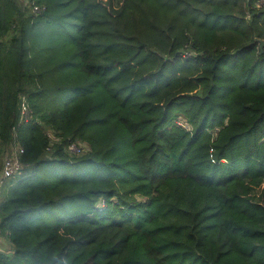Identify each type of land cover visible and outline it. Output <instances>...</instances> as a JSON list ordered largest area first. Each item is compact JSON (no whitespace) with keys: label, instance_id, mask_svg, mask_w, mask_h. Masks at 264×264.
Wrapping results in <instances>:
<instances>
[{"label":"trees","instance_id":"obj_1","mask_svg":"<svg viewBox=\"0 0 264 264\" xmlns=\"http://www.w3.org/2000/svg\"><path fill=\"white\" fill-rule=\"evenodd\" d=\"M260 1L0 0V264H264Z\"/></svg>","mask_w":264,"mask_h":264},{"label":"built area","instance_id":"obj_2","mask_svg":"<svg viewBox=\"0 0 264 264\" xmlns=\"http://www.w3.org/2000/svg\"><path fill=\"white\" fill-rule=\"evenodd\" d=\"M36 10H40L39 7H35ZM31 115V111L29 109L28 104L24 101L22 105V111H21V117H20V123L22 121H28ZM72 150H78L76 146L71 147ZM24 152V149L21 145V143L18 140V134L17 130H14V139L13 144L10 148V154L6 156L4 159L3 168L0 172V188L3 186V184L9 180L17 177L19 174L23 172L24 169V163L21 161V155ZM3 239L2 230L0 228V242Z\"/></svg>","mask_w":264,"mask_h":264},{"label":"rangeland","instance_id":"obj_3","mask_svg":"<svg viewBox=\"0 0 264 264\" xmlns=\"http://www.w3.org/2000/svg\"><path fill=\"white\" fill-rule=\"evenodd\" d=\"M21 1H22V2L24 1V2L26 3L27 0H21ZM263 1H264V0L260 1V6L263 4ZM5 158H6V157H5ZM23 174H24V173H23ZM31 174H32V173H27L25 176H30ZM20 175H22V173L19 174L14 180H13V179H9V180H7V181L3 184V186L0 188V202L4 199L5 194H6V190L8 189V187H10V186L13 184V182L16 181L19 177H21ZM22 176H23V175H22ZM0 246H1V245H0ZM1 249H2V251L7 252V253H8V250H9V249H12V245H11V242H10L9 239L5 240V242H4V244L2 245Z\"/></svg>","mask_w":264,"mask_h":264},{"label":"crops","instance_id":"obj_4","mask_svg":"<svg viewBox=\"0 0 264 264\" xmlns=\"http://www.w3.org/2000/svg\"><path fill=\"white\" fill-rule=\"evenodd\" d=\"M5 240H6V239H5ZM5 240L2 239V241L0 242V245H1V246H0V250H2L1 247H2V245L4 244Z\"/></svg>","mask_w":264,"mask_h":264},{"label":"water","instance_id":"obj_5","mask_svg":"<svg viewBox=\"0 0 264 264\" xmlns=\"http://www.w3.org/2000/svg\"><path fill=\"white\" fill-rule=\"evenodd\" d=\"M263 46H264V41H262V44H261V49L263 50Z\"/></svg>","mask_w":264,"mask_h":264}]
</instances>
